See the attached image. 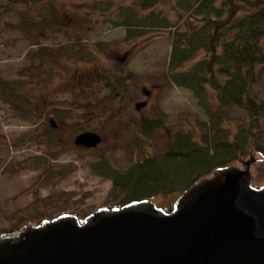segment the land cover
Returning <instances> with one entry per match:
<instances>
[{"label": "rangeland", "instance_id": "1", "mask_svg": "<svg viewBox=\"0 0 264 264\" xmlns=\"http://www.w3.org/2000/svg\"><path fill=\"white\" fill-rule=\"evenodd\" d=\"M54 1L57 18L65 25L60 31H47L39 38L41 45L55 50L81 43L83 56L66 58L55 53L41 64L39 54L31 58L39 45L13 26L19 21L17 10L25 5L15 3L8 11L0 9V77L23 81L17 87L27 91L30 103L42 112L40 118L18 116L0 97V233L14 232L26 222L37 223L42 217L63 212L82 220L100 206H113L116 199L110 193L111 180L93 173L92 161L106 157L112 166L124 171L146 155L160 159L171 148L176 131L193 129L200 139L204 123L207 126L212 120L190 89L176 86L168 78L167 29L126 38L125 26L106 20L109 16L121 18L122 14H117L120 4L135 0ZM157 7L170 5L162 1ZM79 36L82 42H77ZM260 46L264 50V34ZM119 74L127 77L128 86L114 93L105 82ZM147 90H151L149 95ZM252 94L264 97V69L252 86ZM140 100L146 104L136 109ZM219 107L222 126L236 130L238 123H245L239 107ZM154 116L162 117V127L151 135L142 134L140 121ZM50 117L56 126H49ZM85 130L98 132L101 142L93 147L74 144L75 135ZM260 143L264 146V132ZM47 161L58 168L59 175L42 178ZM252 167L253 184L262 185L264 161ZM177 196L174 191L152 200L168 209Z\"/></svg>", "mask_w": 264, "mask_h": 264}, {"label": "trees", "instance_id": "2", "mask_svg": "<svg viewBox=\"0 0 264 264\" xmlns=\"http://www.w3.org/2000/svg\"><path fill=\"white\" fill-rule=\"evenodd\" d=\"M162 1L169 2L170 7H157ZM15 3H22L25 8L17 10L19 21L13 26L39 45L38 51L31 52V58L39 54L43 64L45 58L55 53L66 58L83 56L81 43L55 50L41 45L39 38L45 37L47 31H60L65 25L57 18L54 0H7L0 2V9L8 11ZM119 13L121 18L109 16L106 20L115 26H125L126 38L156 29L168 30V78L176 86L190 89L212 120L207 126L204 123L200 139L193 129L176 131L171 148L160 159L154 154L146 155L124 171L112 166L106 157L92 161L91 171L111 180L114 205L174 191L179 195L216 166L235 162L251 151L261 154L264 161V146L260 143L264 132V97L252 94V86L264 69V50L260 46L264 34V0H135L120 4ZM77 42H82L80 36ZM73 46L77 48L72 50ZM21 83L0 77V97L11 105L16 115L40 118L42 112L37 104H31L27 91L17 87ZM105 85L114 93L125 90L127 77L119 74ZM220 105L242 109L245 123H238L236 130L222 126L218 117ZM162 125V117L154 116L141 120L139 127L142 134L151 135ZM54 174H60L58 168L47 161L42 178Z\"/></svg>", "mask_w": 264, "mask_h": 264}, {"label": "water", "instance_id": "3", "mask_svg": "<svg viewBox=\"0 0 264 264\" xmlns=\"http://www.w3.org/2000/svg\"><path fill=\"white\" fill-rule=\"evenodd\" d=\"M148 93V92H146ZM146 104L135 103L136 109ZM51 126L57 122L49 118ZM102 136L77 133L93 147ZM253 152L190 183L170 209L151 198L69 212L0 233V264H264V183Z\"/></svg>", "mask_w": 264, "mask_h": 264}, {"label": "flooded vegetation", "instance_id": "4", "mask_svg": "<svg viewBox=\"0 0 264 264\" xmlns=\"http://www.w3.org/2000/svg\"><path fill=\"white\" fill-rule=\"evenodd\" d=\"M146 92H148V93H146ZM145 93L149 95L151 93V90H147V91H145Z\"/></svg>", "mask_w": 264, "mask_h": 264}]
</instances>
